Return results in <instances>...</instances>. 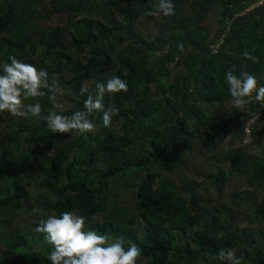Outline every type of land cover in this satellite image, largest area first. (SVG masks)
Instances as JSON below:
<instances>
[{"label": "trees", "instance_id": "trees-1", "mask_svg": "<svg viewBox=\"0 0 264 264\" xmlns=\"http://www.w3.org/2000/svg\"><path fill=\"white\" fill-rule=\"evenodd\" d=\"M174 6L153 17L154 0H0V63L43 67L65 90L55 106L39 98L42 115L83 110L81 85L116 75L128 88L104 97L119 110L111 126L97 113L83 136L0 113V229L11 232H0V264H50L51 245L28 229L69 210L87 230L135 244L137 264H222L220 248L264 264V107H233L223 79L231 70L264 84V1ZM246 128L250 143L224 151ZM196 155L202 170L210 161L202 180L186 171ZM118 190L133 191L132 203L118 206ZM22 214L39 220L15 231Z\"/></svg>", "mask_w": 264, "mask_h": 264}, {"label": "clouds", "instance_id": "clouds-1", "mask_svg": "<svg viewBox=\"0 0 264 264\" xmlns=\"http://www.w3.org/2000/svg\"><path fill=\"white\" fill-rule=\"evenodd\" d=\"M175 14L174 0H154V8L145 13L153 17H173ZM7 60L0 63V113L39 118L52 134L83 136L90 133L95 129L90 117L97 113L103 126L110 127L119 110L114 105L106 106L104 97L128 90L127 81L113 75L105 81H97L94 90L81 85L79 95L85 97L83 110L77 109L69 115L53 111L42 115L39 98L47 93L48 100L55 106L56 97L64 94V88L54 77L50 80L49 72L43 67L37 68L15 56H8ZM223 79L233 107L244 111L253 100L264 107V84H259L254 74H235L228 70ZM31 211L35 213L37 209ZM35 231L43 234L44 241L51 245L46 257L50 264H137L141 256L135 244L125 247L122 237L109 239L105 234L87 230L84 216L74 210L48 215L39 221ZM215 258L222 264H242V258L231 248H220Z\"/></svg>", "mask_w": 264, "mask_h": 264}, {"label": "rangeland", "instance_id": "rangeland-1", "mask_svg": "<svg viewBox=\"0 0 264 264\" xmlns=\"http://www.w3.org/2000/svg\"><path fill=\"white\" fill-rule=\"evenodd\" d=\"M218 15L217 14H214V13H211L210 16H209V19L207 21V25L208 26H212V28H216L217 27V22H218ZM54 23H59L57 19H53ZM151 26V22H146L144 23V25H140L139 26V29L142 30V35L146 36V34L148 33V30L151 28L149 27ZM147 27H149V29H147ZM264 124V123H263ZM245 132L247 133L246 134V137H245V140L244 141H233L232 138L230 137V135L225 139V143H224V151H228V150H233L235 148H239L241 145H244V144H247V143H250V138L248 137L249 136V133H248V128L245 129ZM200 158L201 157H198L196 155V157L194 158V160H190L189 161V166L190 168L187 169L186 171L189 173V174H193L195 175L196 172L199 173L200 171V176H199V179L202 180L204 177V174L207 173L208 171H211L210 168H208V162H210L208 159L205 160L204 162V165H203V170L201 169V165H200ZM204 161V160H203ZM208 161V162H207ZM180 172V171H179ZM177 173H174L173 175H176ZM200 180L198 182H200ZM210 190H213V188H211ZM133 191L131 192H123V191H117V195L115 196V198L118 200V206L120 205H127L128 203H132V198H133V195H132ZM41 213H39L38 215H40ZM37 215L36 218L32 217L31 215L29 214H22V216L20 218L17 219L16 221V226L13 227V230L15 231H20V232H25V230L23 229H27L28 226H31L33 224H31V222H36L39 220V216ZM101 220V218L99 219ZM32 234H35L36 231H35V226L34 227H31L28 229ZM0 232L2 233L3 230L0 229ZM11 232H3L2 233V237H6L8 234H10ZM4 248L3 247V244L0 243V249Z\"/></svg>", "mask_w": 264, "mask_h": 264}, {"label": "built area", "instance_id": "built-area-1", "mask_svg": "<svg viewBox=\"0 0 264 264\" xmlns=\"http://www.w3.org/2000/svg\"><path fill=\"white\" fill-rule=\"evenodd\" d=\"M262 1H264V0H262Z\"/></svg>", "mask_w": 264, "mask_h": 264}]
</instances>
